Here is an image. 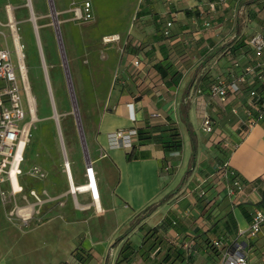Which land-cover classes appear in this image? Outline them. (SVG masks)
<instances>
[{
  "label": "crops",
  "instance_id": "crops-1",
  "mask_svg": "<svg viewBox=\"0 0 264 264\" xmlns=\"http://www.w3.org/2000/svg\"><path fill=\"white\" fill-rule=\"evenodd\" d=\"M240 1H244L240 8L254 13V3L258 0ZM221 2L226 6L236 3L235 0ZM221 2L144 1L137 12L138 17L128 26V35L123 42L125 48L128 42L140 44L144 53L140 51L138 56L126 53L122 58L118 83L111 89L108 100L110 106L101 112L95 133H90L87 138L99 198L93 200L87 191L76 192L77 199L79 195L90 199L89 203L80 204L74 198L76 206L86 209L92 204L97 212L116 208L125 232L129 228V224L125 226L127 217L130 222L154 204L155 208L143 222L154 225L164 217L172 216V222L177 221V225L169 229L172 235L181 231L183 241L194 238L199 244L206 237L232 240L238 237L239 231L248 228L253 208L264 205V121L243 131L244 127L231 112L232 106L240 104L241 97L230 95L226 102L219 103L207 93L208 85L216 76H230L239 71L236 62L230 60L225 61L222 68L213 67L216 60L212 52L220 43V31L224 30L226 16L223 14L224 20L211 19ZM0 11L5 15L1 5ZM235 29L229 43L235 50L248 51L244 43L246 36L241 35L238 24ZM183 53L187 55L185 58ZM136 58L138 63H135ZM167 63L176 68L177 74L173 77L170 73L162 75L156 68L157 64ZM171 78L176 82H171ZM208 79L211 80L208 82ZM182 104L186 107L183 113ZM34 105L35 116V96ZM53 109L55 111V106ZM204 112L213 119V133L202 128ZM54 115L57 116L56 111ZM169 121L177 123L181 135L179 149L165 150L157 140L160 131L156 125ZM118 128L136 130L130 146L109 147V133ZM138 128L149 134V138L139 139ZM58 130L61 131L60 127ZM193 149L195 159L191 172L184 182H180L189 167ZM130 151L134 153L128 159ZM214 158L225 164L231 175L236 172L242 178L237 200L225 194L224 182L216 169L220 163ZM85 161L84 156V180ZM70 171L73 175L71 165ZM205 181L208 186L205 195H201L199 190ZM59 219L57 224H54L55 217L26 230L6 218L0 201V264H58L68 260L75 246L76 231L65 217ZM45 234L50 239H45ZM92 242L86 237L84 243L89 245L88 248L94 247L95 255L100 257L96 260H90V257L88 264H105L106 260L111 264L109 249L103 250L104 243L92 246ZM199 244L198 249H202ZM220 251L222 253V248ZM198 259L201 263L196 261L194 264L206 261L203 256Z\"/></svg>",
  "mask_w": 264,
  "mask_h": 264
},
{
  "label": "rangeland",
  "instance_id": "rangeland-1",
  "mask_svg": "<svg viewBox=\"0 0 264 264\" xmlns=\"http://www.w3.org/2000/svg\"><path fill=\"white\" fill-rule=\"evenodd\" d=\"M87 1L92 13L85 18L77 12ZM144 1L0 0L5 10V15L0 11L1 44L13 50L14 60V44H22L26 81L37 106L23 162L22 182L27 194L34 189L41 197V201H37L29 194L27 200L20 195L5 198L0 194V201L6 218L26 230L55 217L54 224L59 222V217H65L70 222L76 231L75 246L69 259L60 261V264H88L90 257V260L100 257L95 255L94 247H86L89 246L84 243L86 237L93 241L92 246L104 243L103 250L109 249L111 264H194L200 262L198 258L201 256L206 258L204 264H219L220 249L224 250L222 246H213L212 239L208 237L199 244L194 238L183 241L181 231L172 235L169 229L177 225V221L172 222V216L149 225L143 222L146 215L113 245L115 239L124 233L117 209L97 212L92 204L81 209L75 205L76 193H71L69 189L64 171L65 159L70 161L74 182L82 183L84 156L90 158L87 138L90 133H95L101 112L110 106L108 100L111 89L118 83L122 58L126 53L134 56L140 55V51L144 53V48L136 42H128L126 48L123 44L128 26L138 17L137 12ZM235 2L228 6L221 2L215 17L207 15L214 17L211 20L215 21L223 19V14L226 16V20L223 19L224 30L220 31V43L212 52L216 60L213 61L215 69L218 66L222 68L229 60L243 61L242 64L249 61L247 50H235L229 43L236 24L246 38L258 32L264 33V0L254 3V13L240 8V3L244 1ZM8 9L13 29L9 27ZM106 35H116L117 38L106 41ZM186 56L183 53V58ZM135 60L139 61L138 58ZM54 106L59 123L54 115ZM214 160L220 163L217 158ZM216 169L224 182L225 194L237 200V184L232 180L231 173L223 163ZM206 186L205 181L201 187L205 192ZM199 193L202 197L203 194ZM77 200L80 204L90 202L88 197L81 195ZM28 201L33 203L32 216L23 220L15 209ZM128 224L127 217L125 226ZM261 228L255 235H249L248 228L239 231L238 237L232 239V242L243 245L250 264H264V224ZM44 237L50 239L47 234ZM221 240L225 245L230 239ZM197 244L203 248L198 249Z\"/></svg>",
  "mask_w": 264,
  "mask_h": 264
},
{
  "label": "built area",
  "instance_id": "built-area-1",
  "mask_svg": "<svg viewBox=\"0 0 264 264\" xmlns=\"http://www.w3.org/2000/svg\"><path fill=\"white\" fill-rule=\"evenodd\" d=\"M79 15L88 18L91 16L90 2H85L78 8ZM8 9V22L10 21ZM10 24V22H9ZM168 25L170 22L167 23ZM9 27L13 29V25ZM115 35H112V37ZM116 38H112L114 40ZM108 40V41H111ZM249 47V61L244 64L236 61L239 71L234 75H219L208 85V95L219 101L226 102L230 95L240 99V104L231 107V112L238 118L244 131L251 125L264 121V33L251 34L244 39ZM22 48V47H21ZM16 62L13 60L11 50L0 45V194L9 198L20 195L27 200L28 194L41 201V197L34 189L28 194L22 182L23 162L27 145L30 140L34 110L32 109L34 96L28 95L26 71L24 70V54L15 46ZM138 63V60H135ZM25 66V65H24ZM22 81V83H21ZM201 125L207 133L214 131V123L209 113L202 114ZM136 133L134 128H118L109 133V147H127L132 143V136ZM225 169L227 167L225 164ZM69 161H64V168L68 177ZM234 174L232 173L231 177ZM84 182L89 188L83 191L90 193L93 200L99 198L98 180L93 160L86 157L84 165ZM233 180V179H232ZM234 182L237 189H242L241 179ZM78 190V192H83ZM200 194H204L200 188ZM76 193V191H71ZM16 214L23 220L32 216L33 203L16 206ZM264 224V205L255 206L251 213V220L247 229L249 235H255ZM222 251L219 264H250L243 245L240 242L228 240ZM187 246V242H185ZM212 245L220 248L223 246L221 239H213Z\"/></svg>",
  "mask_w": 264,
  "mask_h": 264
},
{
  "label": "trees",
  "instance_id": "trees-1",
  "mask_svg": "<svg viewBox=\"0 0 264 264\" xmlns=\"http://www.w3.org/2000/svg\"><path fill=\"white\" fill-rule=\"evenodd\" d=\"M245 43V42H244ZM246 44V43H245ZM247 48H248V51H249V47L248 45L246 44ZM156 68L158 71L161 72L162 75H166L167 73H170L173 77V75L177 74V71H176V68L173 67V64L172 63H167L165 65L163 64H157L156 65ZM171 82L175 83L176 82V79H173L171 78ZM186 109L185 105L182 104L181 106V112L183 113V111ZM184 121V120H183ZM160 131V134L158 136V141L163 145V148L165 150H175V149H179L180 146H181V135H180V132H179V129H178V126H177V123L173 122V121H169V122H164V123H160V124H157L156 125ZM243 126V125H242ZM246 128V126H244L243 128V131L244 129ZM154 129V128H153ZM246 131V130H245ZM137 135L139 137V139H147L149 138V134H147L144 130H142V128H138L137 129ZM133 151H130L128 152L127 154V158L128 159H131L133 157ZM195 159V150L193 149V152L191 154V157H190V164H189V167L186 169V171L184 172L183 176L181 177V180L180 182H184L185 179L188 177L189 173L191 172V165L193 163ZM233 176H232V179L235 180L236 178H238V174L236 172H233ZM240 179V177H239ZM242 180V178H241ZM243 182V180H242ZM205 194V193H204ZM210 201H208L209 203ZM207 203V204H208ZM258 206H261L258 204ZM155 208L154 204H150L147 209L139 214L141 216H134L131 220H130V225H129V228H128V231L135 225L137 224L141 218H143L144 216L150 214V212ZM127 233V232H124L123 234H121L120 236H118L113 245H115L119 239L121 237H123V235ZM218 239H221V238H218ZM227 244H223V248L226 247ZM60 264V263H59ZM63 264V263H61ZM105 264H108V260L105 261Z\"/></svg>",
  "mask_w": 264,
  "mask_h": 264
},
{
  "label": "bare ground",
  "instance_id": "bare-ground-1",
  "mask_svg": "<svg viewBox=\"0 0 264 264\" xmlns=\"http://www.w3.org/2000/svg\"><path fill=\"white\" fill-rule=\"evenodd\" d=\"M9 22H11V21H9ZM11 24V23H10ZM107 36V35H106ZM112 38H117L116 37V35L115 36H113L112 37V35H110V36H107V37H105V40L106 41H108V40H111ZM14 41L17 43V39L16 38H14ZM14 43V42H13ZM14 46H16L17 48H18V51L20 52V53H22V44H20L19 43V46H17V45H15L14 44ZM23 67H24V70L26 71V67L23 65ZM26 85H27V92H28V95H30L31 93H30V90H29V85H28V82L26 83ZM34 102H33V106H32V109L34 110ZM61 139V138H60ZM66 160V159H65ZM71 165V164H70ZM68 168H69V166H68ZM68 178H67V180H68V182H69V185H70V191H76V192H78V190H80V191H83V190H86L87 188H89V185H88V182L86 181V182H83V183H79V184H76L75 182H74V180H73V175H72V173H71V171H70V168L68 169Z\"/></svg>",
  "mask_w": 264,
  "mask_h": 264
}]
</instances>
